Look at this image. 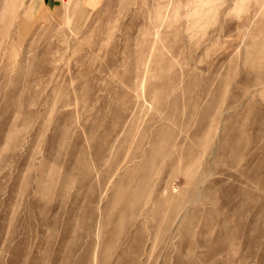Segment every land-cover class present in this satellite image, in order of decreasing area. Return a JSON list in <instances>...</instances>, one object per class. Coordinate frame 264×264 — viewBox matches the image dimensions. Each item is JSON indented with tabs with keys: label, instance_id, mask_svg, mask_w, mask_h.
Listing matches in <instances>:
<instances>
[{
	"label": "rangeland",
	"instance_id": "rangeland-1",
	"mask_svg": "<svg viewBox=\"0 0 264 264\" xmlns=\"http://www.w3.org/2000/svg\"><path fill=\"white\" fill-rule=\"evenodd\" d=\"M0 264H264V0H0Z\"/></svg>",
	"mask_w": 264,
	"mask_h": 264
}]
</instances>
